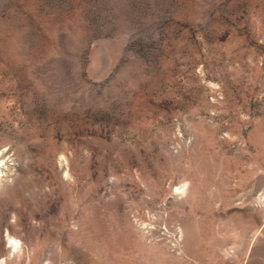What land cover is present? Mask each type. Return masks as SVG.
Instances as JSON below:
<instances>
[{"label": "rangeland", "instance_id": "1", "mask_svg": "<svg viewBox=\"0 0 264 264\" xmlns=\"http://www.w3.org/2000/svg\"><path fill=\"white\" fill-rule=\"evenodd\" d=\"M0 264H264V0H0Z\"/></svg>", "mask_w": 264, "mask_h": 264}, {"label": "bare ground", "instance_id": "2", "mask_svg": "<svg viewBox=\"0 0 264 264\" xmlns=\"http://www.w3.org/2000/svg\"><path fill=\"white\" fill-rule=\"evenodd\" d=\"M11 245L16 249L19 246L18 240L11 238Z\"/></svg>", "mask_w": 264, "mask_h": 264}]
</instances>
